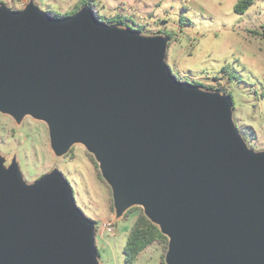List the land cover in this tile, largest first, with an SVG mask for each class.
Masks as SVG:
<instances>
[{"label":"water","instance_id":"obj_1","mask_svg":"<svg viewBox=\"0 0 264 264\" xmlns=\"http://www.w3.org/2000/svg\"><path fill=\"white\" fill-rule=\"evenodd\" d=\"M170 38L84 4L55 17L0 4V112L47 123L59 157L83 144L115 218L134 206L169 238L166 264H264V149L230 94L182 81ZM97 227L58 168L28 183L0 154V264H101Z\"/></svg>","mask_w":264,"mask_h":264},{"label":"rangeland","instance_id":"obj_2","mask_svg":"<svg viewBox=\"0 0 264 264\" xmlns=\"http://www.w3.org/2000/svg\"><path fill=\"white\" fill-rule=\"evenodd\" d=\"M237 1L149 0V5L140 4L139 10L153 14L152 20L142 21L132 12L135 21L128 22L145 34L161 33L170 38L167 63L179 80L230 94L239 129L250 147L261 150L264 149V0H255L243 14L234 11ZM61 12L60 8L51 11ZM96 15L106 21L111 11L97 10ZM251 127L258 131L256 137ZM0 154L6 158V165L13 158L18 161L28 183L54 168L61 170L72 184L77 205L96 223L100 263L126 264L124 246L139 210L134 209L127 218H114L110 186L99 178V165L97 168L83 144H75L68 154L59 157L51 147L46 122L32 116L18 122L0 112ZM109 221L114 232L103 229L104 222ZM167 250L168 246L166 249L156 241L140 253L134 264H163Z\"/></svg>","mask_w":264,"mask_h":264},{"label":"trees","instance_id":"obj_3","mask_svg":"<svg viewBox=\"0 0 264 264\" xmlns=\"http://www.w3.org/2000/svg\"><path fill=\"white\" fill-rule=\"evenodd\" d=\"M255 2V0H238L235 5H234V11L239 14L245 13L249 7ZM84 4H89L97 12V8L99 6V3L97 0H82L81 4L78 6L77 10L81 8L82 5ZM76 10V11H77ZM51 13V12H50ZM74 13V12H73ZM52 16L55 17H62V16H67L68 14H55L51 13ZM129 20H131L129 17L121 14H116L114 16H111L106 20L108 23H115L118 25H123V26H130ZM189 20V19H187ZM105 21V20H104ZM132 27V26H130ZM196 83V82H194ZM197 84V83H196ZM200 85V84H197ZM203 86V85H201ZM93 162L98 168V163L95 160L94 156L90 154ZM99 178L106 182L104 178L102 177L101 173H98ZM109 186V185H108ZM111 192V189H110ZM113 209V205L111 206ZM134 209H138L139 213L138 216L132 225L129 234L127 236L126 244L124 246V254H125V261L126 264H134L140 253L145 250L149 245L153 244L154 242L158 241L160 243H163L167 249L169 238L163 234L159 228L158 225L153 223L144 213L142 207L140 206H134L131 209L127 211L125 214L127 218L128 214L133 211ZM98 231V229H97ZM163 264H166L165 261L163 260Z\"/></svg>","mask_w":264,"mask_h":264},{"label":"crops","instance_id":"obj_4","mask_svg":"<svg viewBox=\"0 0 264 264\" xmlns=\"http://www.w3.org/2000/svg\"><path fill=\"white\" fill-rule=\"evenodd\" d=\"M29 1L30 0H0V4L5 3L9 7H11L12 9H21ZM34 1H35V3H37L40 6V8H42L45 11L51 12L53 9L60 8L63 10V12H61V14L70 15V14H73V12L74 13L76 12V10H77L78 6L81 4L82 0H34ZM97 1L99 3L97 10L99 11V10L103 9V10L111 11V16H114L116 14L125 15L131 19L129 21H135L133 19V15L131 14L132 12L137 13V15H139V17L141 18L142 21H149V20L151 21L152 17H153V14H151V13H149L147 11L141 12V10H139L140 4L147 7V5H149L147 3L149 0H97ZM263 98H264V91H263ZM252 132L254 133V136L256 137L258 131L256 129L252 128ZM113 215L115 218L114 212H113ZM137 216H138V213L135 217V220H136ZM135 220H134V222H135ZM134 222H133V224H134ZM145 250H143L141 253H143Z\"/></svg>","mask_w":264,"mask_h":264},{"label":"built area","instance_id":"obj_5","mask_svg":"<svg viewBox=\"0 0 264 264\" xmlns=\"http://www.w3.org/2000/svg\"><path fill=\"white\" fill-rule=\"evenodd\" d=\"M103 229L107 230L109 232H114L115 231V229L113 227V224L110 221L109 222H104Z\"/></svg>","mask_w":264,"mask_h":264}]
</instances>
